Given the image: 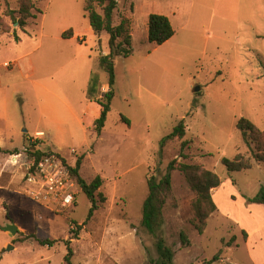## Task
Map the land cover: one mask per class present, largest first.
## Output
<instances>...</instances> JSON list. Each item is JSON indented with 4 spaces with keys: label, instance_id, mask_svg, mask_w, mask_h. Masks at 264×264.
Returning a JSON list of instances; mask_svg holds the SVG:
<instances>
[{
    "label": "rangeland",
    "instance_id": "374dc122",
    "mask_svg": "<svg viewBox=\"0 0 264 264\" xmlns=\"http://www.w3.org/2000/svg\"><path fill=\"white\" fill-rule=\"evenodd\" d=\"M84 2L36 0L39 13L22 32L7 16L18 0H0V63H12L0 71V264H65L69 230H77L70 221L80 226L70 241L72 264H153L154 237L140 225L141 208L148 178L160 180L172 160L201 165L221 181L211 193L216 211L199 234L191 225L195 195L179 171L171 173L158 234L173 263L264 264V205L250 202L264 186V165L253 161L236 128L246 118L264 130V0H117L113 24L130 17L132 54L114 59V97L99 136L90 129L97 104L87 87L94 77L96 96L108 91L98 63L109 52L108 35L93 33ZM150 14L167 16L175 31L162 45L148 41ZM67 30L73 37L62 39ZM180 120L185 148L177 140L161 148ZM37 150L56 153L71 168L80 158L87 183L101 178L105 201L89 221L79 186L68 211L25 196V169L11 155L31 160ZM239 153L251 169L227 172L221 160ZM8 224L18 229L12 238ZM180 232L190 241L185 249ZM21 234L34 238L20 242Z\"/></svg>",
    "mask_w": 264,
    "mask_h": 264
},
{
    "label": "trees",
    "instance_id": "16d2710c",
    "mask_svg": "<svg viewBox=\"0 0 264 264\" xmlns=\"http://www.w3.org/2000/svg\"><path fill=\"white\" fill-rule=\"evenodd\" d=\"M116 9L117 0H85L83 5V10L88 18L93 33L96 36L102 33L108 35L109 52L106 55H100L98 58L99 66L106 72L108 77V91L104 92L100 97H97L96 88L98 82L94 77L91 78L87 87V99L100 107L98 117L92 121L90 126L91 131H93L92 133L96 136H99L104 128L114 97V59L117 57H129L132 54L131 19L124 14L119 15V21L114 25L113 14ZM34 11L39 13V10L36 8V0H18V9L16 11H7V16L11 19L13 24H17L20 31L25 32L29 20L36 18ZM147 31L148 41L157 46L164 44L175 34L169 18L162 14L149 15ZM4 33L8 32L5 31ZM12 35L15 41L20 40L15 32H13ZM72 37V30H67L61 34L62 39H71ZM122 120L129 125L128 120L125 118H122ZM236 128L241 132L243 141L247 147L250 148V146H252L251 154L253 161L257 164L264 165V130H260L246 118H240L237 121ZM185 135L186 128L183 120H180L173 128V131L161 140V148H164L166 144L174 140L182 141ZM186 144V141H182L181 149H184ZM33 146L35 147V145ZM0 152H3L1 148ZM14 152L16 151H13V153ZM43 155H45V153L37 150L31 153L30 156L38 160ZM221 163L229 173L247 171L250 170L253 165L252 161L241 153L237 154L232 160L223 158ZM80 165L81 159L79 158L76 161L75 167L71 168L70 171L75 177L81 192L85 194L90 203L86 218V221H89L105 201V198L101 193H98L102 185L101 178L97 176L91 182L87 183L78 173ZM175 170L182 174L186 185L195 195V199L192 203L194 220L191 225L197 233L203 234L208 218L216 211L211 193L214 189L219 187L221 181L217 174L201 165L178 163L176 160H172L168 163L166 173L160 180L156 181L154 178H148V192L142 203L140 225L148 234L154 237L157 258L153 264H174V252L166 244L165 239L158 234V230L161 228L164 221L163 209L166 200L171 194V173ZM250 202L264 205V186L259 189L255 197L250 199ZM70 222L77 227V230H69L70 240L66 241L68 252L64 260L65 264H72L71 258L73 257V252L70 248V241L72 239H77L78 229H80V226L72 221ZM178 237L180 249L189 247L190 241L184 232H180ZM31 238L34 237L21 234L19 241L24 242ZM243 238H247L245 232H243ZM231 241H234V238H232ZM55 243V240H39L40 245L53 246ZM220 254L221 252L219 251L212 261H219Z\"/></svg>",
    "mask_w": 264,
    "mask_h": 264
},
{
    "label": "built area",
    "instance_id": "2783aa9c",
    "mask_svg": "<svg viewBox=\"0 0 264 264\" xmlns=\"http://www.w3.org/2000/svg\"><path fill=\"white\" fill-rule=\"evenodd\" d=\"M11 66V62H2L0 71L8 70ZM42 136L43 133H37L36 138ZM71 154H74V151ZM11 160L14 165L25 169L22 179L26 197L55 211L74 209L79 191L78 184L70 171L71 167L67 166L59 155L49 152L38 160L34 157L27 160L25 154H13Z\"/></svg>",
    "mask_w": 264,
    "mask_h": 264
},
{
    "label": "water",
    "instance_id": "95a60500",
    "mask_svg": "<svg viewBox=\"0 0 264 264\" xmlns=\"http://www.w3.org/2000/svg\"><path fill=\"white\" fill-rule=\"evenodd\" d=\"M15 25H17V24H15ZM4 230L8 233L9 237H11V238L16 236L18 233V229L13 224L6 225ZM9 249H11V247H9Z\"/></svg>",
    "mask_w": 264,
    "mask_h": 264
},
{
    "label": "crops",
    "instance_id": "0c3cea01",
    "mask_svg": "<svg viewBox=\"0 0 264 264\" xmlns=\"http://www.w3.org/2000/svg\"><path fill=\"white\" fill-rule=\"evenodd\" d=\"M94 107H95V106H94ZM95 109H96V113H95V115H93V117L91 118L90 123H91L95 118H97L98 115H99L100 107H99L98 105H96ZM37 133H42V132H37ZM35 134H36V133H35ZM248 238H249V235L247 234V239H248Z\"/></svg>",
    "mask_w": 264,
    "mask_h": 264
}]
</instances>
